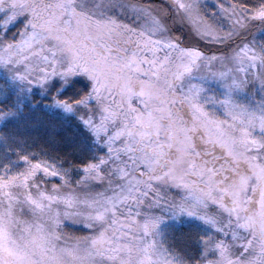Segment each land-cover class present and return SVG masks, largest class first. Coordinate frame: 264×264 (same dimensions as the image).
Instances as JSON below:
<instances>
[{"label":"snow or ice","instance_id":"1","mask_svg":"<svg viewBox=\"0 0 264 264\" xmlns=\"http://www.w3.org/2000/svg\"><path fill=\"white\" fill-rule=\"evenodd\" d=\"M0 67L95 146L0 154V264H264V0H0Z\"/></svg>","mask_w":264,"mask_h":264},{"label":"trees","instance_id":"2","mask_svg":"<svg viewBox=\"0 0 264 264\" xmlns=\"http://www.w3.org/2000/svg\"><path fill=\"white\" fill-rule=\"evenodd\" d=\"M0 85H3L8 91L7 101L9 106L16 108L18 111L17 116L6 120L0 125V135L4 138L8 135L9 138V144L4 140H0V147L9 148L13 142H25L26 149L39 151L38 149L41 147L55 145L61 154L67 157L66 163L68 160L80 162L84 157L93 154L95 146L91 143L92 138L75 115L72 114L65 118L50 115L52 114L50 108H45L49 106L50 94H41L42 90L38 86H33L30 93L22 91L23 85L19 81H14L11 74L3 67H0ZM89 87L90 81L86 77H73L62 88L60 95L75 96L79 94L78 90L83 89L86 91ZM58 88H60L59 82L52 81L49 86V93H55ZM4 106L5 101L0 102V107ZM55 127L60 133H54L56 137L50 139L49 131H53ZM45 129L49 133H45ZM75 147L80 150L75 151ZM103 151L101 149L100 152ZM68 227L77 231L84 230L79 226L68 225ZM193 227L195 226L193 225L191 228ZM171 229L177 234L181 227L175 225Z\"/></svg>","mask_w":264,"mask_h":264},{"label":"rangeland","instance_id":"3","mask_svg":"<svg viewBox=\"0 0 264 264\" xmlns=\"http://www.w3.org/2000/svg\"><path fill=\"white\" fill-rule=\"evenodd\" d=\"M209 4H210V6H211V0H209ZM5 69V68H4ZM9 73V72H8ZM10 74V73H9ZM75 77H84V76H82V75H78V76H75ZM53 81H58L59 82V85H60V87H61V85H62V81L61 80H59V78H56V79H54ZM50 86V85H49ZM65 86V85H64ZM63 86V87H64ZM35 87V86H34ZM42 90V89H41ZM30 93V92H29ZM28 93V94H29ZM27 94V95H28ZM41 94H44L43 93V90H42V92H41ZM7 95H8V91L4 88V86L3 85H0V102H2V101H5V105H8L9 106V104H8V101H7ZM45 108H50L49 106H47V107H45ZM49 110V109H48ZM50 111H51V113L52 114H50L51 116H56V117H61V118H65V117H67V116H69V115H72V114H66V113H64L62 110H59V109H53V108H50ZM5 122V121H4ZM2 123H0V125H1ZM45 133L46 132H48L46 129H45V131H44ZM50 132V133H49ZM48 133H49V135H50V139H52V138H55L56 136L54 135V133H57V134H59L60 132H59V130L58 129H56V127L54 128V130L53 131H49ZM44 133V134H45ZM56 134V135H57ZM8 136V135H7ZM5 137V139H4V142H6L7 144H9V138L8 137ZM78 144V143H77ZM11 147H9V148H13V149H21V148H25V142H23V144L21 145V142H13V143H11V145H10ZM78 146V145H77ZM29 147H31L32 148V146H30L29 145ZM2 148V149H1ZM7 147H0V154H2V153H4L5 152V150H3V149H6ZM76 149H77V147H75ZM101 149H103V148H100V151H101ZM39 150V149H38ZM104 150V149H103ZM9 155H11V156H14L15 155V153H9ZM20 166H23L22 164L20 165ZM175 225H178L179 227H181V230H179L178 231V233L176 234L175 232H174V230H172L171 228L173 227V226H175ZM195 226V228H197L198 230H203V226L202 225H198V224H196L194 221H190V220H187V219H182L180 222H170V223H168V224H166L165 225V228L166 229H168L169 231H170V233H172L174 236H179L181 233H183V232H185V231H188L189 230V228H191L192 226ZM71 226H73V225H71ZM78 226V225H77ZM79 227H81L82 228V226H79ZM80 229V228H79Z\"/></svg>","mask_w":264,"mask_h":264}]
</instances>
